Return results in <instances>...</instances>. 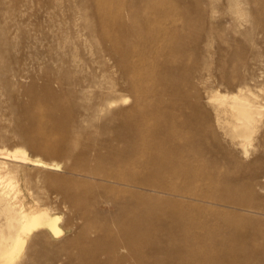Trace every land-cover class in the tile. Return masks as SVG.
Returning <instances> with one entry per match:
<instances>
[{"label": "rangeland", "instance_id": "obj_1", "mask_svg": "<svg viewBox=\"0 0 264 264\" xmlns=\"http://www.w3.org/2000/svg\"><path fill=\"white\" fill-rule=\"evenodd\" d=\"M227 2L0 0V152L26 149L33 160L48 162L37 166L33 161H8L2 171L8 166L15 167L25 190L27 181L31 189L40 195L44 192L42 195L46 197L62 187L84 188L85 182L91 180L75 169L81 146L69 154L61 145L66 134L52 129L47 117L57 122L69 119L57 108V104H61L74 108L70 116L73 119L86 118L97 127L114 125L115 128L119 122L130 120L128 116L115 117L119 110H125L132 117L139 114L144 120L149 119L144 122L147 135L161 132L159 127L171 129V147L190 139L200 142L206 157L224 172L218 186L211 188L234 195V190L226 191L224 181L234 180L241 163H244V170L247 166L243 158L234 159L235 149L217 129L211 100L218 93H236L238 88L231 85L244 75V66L254 57L258 63L255 61L256 66L251 70L258 83L253 80L250 88L260 91L264 86V0H243L248 15L243 26L232 19ZM210 26L223 36L212 42L209 48L212 55L208 57L204 54L207 45L204 30ZM126 27L129 29L124 30ZM246 30L248 36L244 34ZM194 34L197 35L194 37ZM180 35L196 39L184 45L182 57L175 53L176 39ZM123 51L125 55L117 56ZM202 56L205 62L211 63L210 72L203 70ZM102 69L113 73L115 81L118 79L117 92L110 90L112 85L107 83ZM90 75L95 76L98 86L80 89L64 84L69 78ZM171 77L174 82L167 81ZM112 99L117 102L110 109ZM261 99L264 102V95ZM81 104L88 105L90 110L75 107ZM112 134L99 135L97 139H107ZM79 141L86 142V136H80ZM262 155L264 144L253 148L251 160H257V166L264 167V162L257 159ZM191 157L199 156L193 153ZM54 163L62 167L55 168ZM165 180L168 185L183 187L182 179ZM185 189L189 195L209 191L204 183ZM53 197L50 196L51 201ZM54 203L55 211L64 216V221L76 214L75 209L66 207L63 197L55 199ZM83 205L89 206L87 201H83ZM112 206V203L103 202L94 210L102 211ZM184 210L196 216L205 212ZM76 234L67 236L73 238ZM59 257L63 258L60 264H67L65 255ZM38 262L34 264L45 263Z\"/></svg>", "mask_w": 264, "mask_h": 264}, {"label": "bare ground", "instance_id": "obj_2", "mask_svg": "<svg viewBox=\"0 0 264 264\" xmlns=\"http://www.w3.org/2000/svg\"><path fill=\"white\" fill-rule=\"evenodd\" d=\"M227 3L232 19L243 26L248 21L243 0ZM244 34L248 36V30ZM204 35V54L210 57L212 42L223 35L212 26L204 30ZM176 40L175 53L182 57L184 45L196 39L180 35ZM123 55L125 51L117 53ZM201 59L203 70L210 72L211 63L205 62V56ZM255 61L258 63L257 57L246 63L244 75L231 85L238 88L236 93H218L211 100L217 129L235 149L234 159L243 158L247 166L244 170L241 163L234 180L224 181L226 191L234 190V195L211 188L218 186L223 168L206 157L197 140L171 147L172 130L159 127L161 132L147 135L144 122L149 119L144 120L139 114L132 117L119 110L115 117L128 116L127 123L100 128L86 118H71L74 108L57 104L69 119L57 122L47 117V121L52 129L66 134L61 145L69 154L81 146L75 169L91 182H85L84 188L62 187L46 197L44 192L40 195L31 189L27 181L25 190L15 167L8 166L4 172L2 167L8 161H33L37 166L48 162L33 160L26 149L0 152V264H60V255L67 257V264H264V167L251 160L253 148L264 144V86L260 91L250 88L257 79L252 72ZM110 73L108 69L104 71L107 83L112 85L110 90L115 93L118 79L115 81ZM171 78L167 81L174 82ZM64 84L84 89L98 86V81L90 75L69 78ZM116 102L111 100L110 109ZM78 106L90 110L88 105H75ZM112 132L107 139H97ZM82 135L86 142L79 141ZM193 153L199 157H191ZM257 159L264 162V155ZM57 164L52 165L56 168ZM167 178L182 179L183 187L168 185ZM199 183L206 184L209 191L189 195L185 188ZM50 196H54L52 201ZM62 197L67 208L76 210L65 221L54 205V200ZM170 197L177 199L169 200ZM83 201L89 206L84 207ZM103 202L113 206L95 211ZM184 208L205 212L196 216L185 213ZM72 233L77 234L73 238L67 236Z\"/></svg>", "mask_w": 264, "mask_h": 264}]
</instances>
